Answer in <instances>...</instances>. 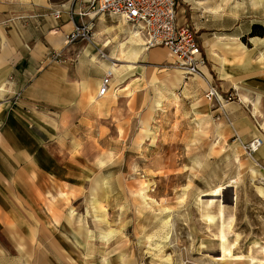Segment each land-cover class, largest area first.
Instances as JSON below:
<instances>
[{
  "label": "rangeland",
  "instance_id": "rangeland-1",
  "mask_svg": "<svg viewBox=\"0 0 264 264\" xmlns=\"http://www.w3.org/2000/svg\"><path fill=\"white\" fill-rule=\"evenodd\" d=\"M236 1L242 7L234 10L229 6L217 16L216 24L223 31L236 23V32L243 34L240 42L245 48L253 44L254 48L264 50V0H259L258 7H253L249 0ZM218 2L209 1L212 6ZM56 12L42 14L57 19ZM76 12L81 21L94 14L87 9ZM36 19L37 29L45 20L39 15ZM97 19L95 15L91 20V35ZM114 24L117 22L105 19V25ZM253 25L260 27L254 39L250 36ZM225 34L228 32L220 33ZM109 37L114 38V43L123 40L116 32ZM44 43L47 49L35 63V79L42 80L53 69L58 75L68 72L72 79L70 67L77 65V52L84 43H74L78 45L76 51L65 41L55 51L48 49L47 41ZM147 50L156 54L137 63L136 68L132 65L135 61L129 64L133 72L115 88L116 96L111 97L109 107L98 111L83 109L62 124L58 116L64 114L66 107L62 101L68 97L63 89L44 87L34 94L21 91L23 97L7 104L13 118H0V264H104L103 258L106 264H161L169 256L170 264H204L203 252L217 254L215 241H201V233L198 240L193 239L192 231L198 223L203 227V215L213 225L215 216L208 212L213 202L222 198L223 192L231 201L238 192L244 194L248 204L259 202L251 193L264 187V180L250 177L251 168L258 167L241 148L249 140H243L239 133L232 136L229 129L230 134L217 146H227L226 154L208 158L205 150L214 139L198 143L194 136L203 116L212 130L225 121L222 113L228 109L229 102L217 105L205 98L207 81L224 98L228 92L233 93L231 102H237L234 88L221 91L220 83L226 81L207 60L205 69L209 75L203 73L206 87H197L192 77H184L187 95L180 89L175 98L166 95L159 108L148 110L146 103L154 96L148 88L151 77H159L162 70L174 66L167 63L171 56L167 49ZM101 52L109 54L107 48ZM87 62L85 59L83 66L89 67L90 72L105 75ZM158 77H154V83L159 81ZM191 86L197 90L195 94L190 92ZM196 99L206 104L204 111L197 105L191 111ZM196 108L201 112H196ZM145 117L147 133L145 129L139 131ZM50 129L56 132L52 139L48 135ZM234 141L240 146L237 162L230 160L235 155ZM108 153L112 154V161L99 171L94 161ZM12 177L17 179L16 183ZM96 183H100L99 190L93 187ZM48 192L55 196L63 192L66 197L62 198L61 193V199L55 203L51 198L49 201ZM93 197L102 201L100 219L91 203ZM20 200L28 205L18 203ZM6 219L12 221L13 227L8 226ZM103 233L111 234L108 243L101 240ZM211 233L217 236L214 230ZM225 237L229 242V234Z\"/></svg>",
  "mask_w": 264,
  "mask_h": 264
},
{
  "label": "crops",
  "instance_id": "crops-1",
  "mask_svg": "<svg viewBox=\"0 0 264 264\" xmlns=\"http://www.w3.org/2000/svg\"><path fill=\"white\" fill-rule=\"evenodd\" d=\"M88 1L0 0L1 119L13 118V114L8 112L7 104L11 105L13 99L18 100L23 97L20 94L21 91L34 94L36 90L44 89V87H53L54 90L63 89L68 94L67 99L62 101L66 110L61 117L58 116L62 124L67 121L71 114L83 109L98 111L109 107L112 103L111 97L116 96L114 94L116 92L115 88L133 72L132 69H129V64L133 61H118L117 56L121 54V51L128 55L138 54V59L134 60L135 62L132 64L134 68H136L137 63L144 62L150 56L156 54L155 51L152 54L147 53L148 50L145 49L146 40L135 25L118 17L97 15L96 29H94L91 37L93 44L84 43L77 52L79 54V56L78 54L76 56L77 65L70 67L73 78L70 79L66 71L58 75L57 70L53 69L42 80L35 79L34 67L35 63L40 60L39 57L45 53L44 42L47 41V44H49L48 49L55 51L65 41V36L71 32L73 24L92 22L91 20L95 15L90 14V19L83 18L82 21L76 17V10L85 11ZM209 1L211 0H180L177 15L179 25L187 24L197 31L198 42L208 63H213L218 68L221 79L226 81L220 83L221 91L226 92L234 88L235 99L237 100V102L226 104L228 109L227 111L225 109L222 113V119H225V121L213 126L212 130H209L211 124L207 121V117H202L201 127L195 131L194 136L198 143L203 139H214V143H209L205 150L208 158L214 155L222 156L226 154L227 146H217L221 139L230 134L229 129H231L232 136L239 133L243 140H250L256 136L264 141V50L260 51L254 48L253 44L251 48H245L244 44L240 42L243 34L236 32V23L223 31L216 24L218 22L217 16L225 13L229 6L232 5L235 10L242 7V3L234 2V0H220L212 6ZM249 2L253 7H258L260 3L259 0H249ZM58 10L61 13L57 19L42 14L48 12L52 15V12ZM38 15L43 16L45 23L40 24L36 29V16ZM106 18L117 22V24L105 25ZM253 23L252 21L250 25ZM220 31L228 32V34L220 35ZM114 32L117 33L118 37L123 36V40L114 43V38L109 37ZM76 46L78 45L73 44L72 50L76 51ZM97 48L99 50L107 48L109 54L106 56L108 58H102ZM251 56L255 59H252ZM85 59L89 62H87L88 64L96 66L105 75L108 70L113 71L114 76L111 85L104 97H98L102 79L100 76L102 74L92 73L89 67L83 66ZM173 61V57L169 56L167 58V63H173ZM25 65L26 71L24 70ZM227 69L233 70L235 76L229 74ZM236 71L242 72L238 74ZM161 72L163 74L159 77L153 75L148 84L151 95H154L146 103L148 110L159 108L161 98L166 95L175 98L177 96L176 91L180 89H182V93L188 94L187 82L184 81V76L180 70L169 68ZM202 72L206 76L209 75L205 68H202ZM154 77H158L159 81L154 83ZM191 80L195 82L194 85L197 87H206L205 79L202 76L192 77ZM224 85L228 87L225 90ZM196 91L191 86L190 92L195 94ZM32 101L35 102V97L32 98ZM195 105L203 108V111L206 107V104L196 99L191 104L192 112ZM195 111L201 112L199 108H196ZM218 120L220 121L221 118H218ZM141 124L139 131L148 126L146 117L141 120ZM208 125L210 126L207 127ZM144 131L148 132L147 129ZM55 133V130L50 129L49 138L52 139ZM233 144L232 152L234 151L235 155L233 153L234 157L230 160L237 162L239 161L240 146L235 141ZM232 155L230 156L232 157ZM111 158V153L103 154L95 159L94 166L100 171V162H105L104 166H106V164L111 163L109 162L112 161ZM252 161L256 163L258 168H251L249 171L250 177L264 180V144ZM29 177L31 180L32 175ZM12 179L16 183L17 179L13 177ZM247 182L249 183L248 180ZM93 187L99 190L100 183L94 184ZM61 193L63 192H58L55 196L48 192L49 201L51 198L56 203V200L61 199V197L65 198V193L59 197ZM251 194L259 201L258 203L248 204L244 194L237 192L232 204L231 197L223 192L222 198L218 197L208 211L209 214L215 216V224L212 225V220L205 219L203 215V227L198 223L197 228L193 229V239L198 240L201 233L203 234L201 241H209L207 243H215L216 245L214 247L217 249L216 255L203 252L204 264H264V187H259L257 193L254 191ZM91 201L94 211L99 214L97 219H100L102 201L98 197H93ZM21 202L25 203L24 200H20L18 203L22 204ZM24 205L28 204L25 203ZM49 208L50 205L47 209ZM6 221L8 226L13 227L11 220L6 219ZM213 230L217 232V236L211 233ZM226 233L230 236L229 242L225 237ZM86 237L89 239L90 232L87 231ZM109 241L110 239H108ZM198 246L202 249L201 244H198Z\"/></svg>",
  "mask_w": 264,
  "mask_h": 264
},
{
  "label": "built area",
  "instance_id": "built-area-1",
  "mask_svg": "<svg viewBox=\"0 0 264 264\" xmlns=\"http://www.w3.org/2000/svg\"><path fill=\"white\" fill-rule=\"evenodd\" d=\"M179 0H89L87 10L93 15H107L126 20L139 28L146 40V48L163 47L174 58L176 67L185 78L195 75L204 76L202 68L207 65V58L198 42L197 31L191 26L179 25L177 22ZM59 18V13H55ZM91 22L73 24L70 33L65 36L66 45L86 43L91 40ZM111 83V75L106 74L101 79L98 97H104ZM204 96L217 105L221 102H231L234 95L228 92L224 98L218 88L208 82ZM260 137H254L243 143L242 149L247 158L253 159L256 152L263 146Z\"/></svg>",
  "mask_w": 264,
  "mask_h": 264
},
{
  "label": "bare ground",
  "instance_id": "bare-ground-1",
  "mask_svg": "<svg viewBox=\"0 0 264 264\" xmlns=\"http://www.w3.org/2000/svg\"><path fill=\"white\" fill-rule=\"evenodd\" d=\"M92 37V36H91ZM88 43L89 44H93V42H92V40H89L88 41ZM98 49V48H97ZM145 49L147 50V48H146V43H145ZM99 50V49H98ZM99 54H100V56L102 57V58H108L106 55H103L102 54V52H101V50H99ZM118 57V61L119 62H125V61H134V60H137L138 59V54H131V55H128V54H125V53H123V51H121V54L120 55H118L117 56ZM170 65H172V66H174V67H171V68H176V69H178L175 65H174V62L173 63H170ZM115 68H116V66H114ZM114 68V69H115ZM179 70V69H178ZM106 74H110L111 75V82H112V79H113V76H114V74H113V71L112 70H108L107 72H106ZM194 77H200V75H195ZM120 79H122V78H120ZM110 85H111V83H110ZM109 90V89H108ZM263 140V139H262ZM263 143H264V141H263ZM109 160V159H108ZM107 160V161H108ZM111 160V159H110ZM101 161V160H100ZM109 162H111V161H109ZM104 163L105 162H100V166H99V169H101L103 166H104ZM107 163V162H106ZM197 165H201V162H200V160H197ZM143 194V193H142ZM141 194V195H142ZM143 199H144V197H142ZM69 219H71V216L69 217ZM99 219V218H98ZM111 237V234H108V233H103V235H102V241L103 242H105V243H108V239ZM103 263L104 264H106V258H103ZM170 261H171V258H170V256L168 257V259H166L163 263H161V264H170Z\"/></svg>",
  "mask_w": 264,
  "mask_h": 264
},
{
  "label": "trees",
  "instance_id": "trees-1",
  "mask_svg": "<svg viewBox=\"0 0 264 264\" xmlns=\"http://www.w3.org/2000/svg\"><path fill=\"white\" fill-rule=\"evenodd\" d=\"M258 28H260L258 25H253V26H252V30H251V32H250V36H251V37L257 35V34H256V30H257Z\"/></svg>",
  "mask_w": 264,
  "mask_h": 264
},
{
  "label": "water",
  "instance_id": "water-1",
  "mask_svg": "<svg viewBox=\"0 0 264 264\" xmlns=\"http://www.w3.org/2000/svg\"><path fill=\"white\" fill-rule=\"evenodd\" d=\"M234 201H231V203L233 204Z\"/></svg>",
  "mask_w": 264,
  "mask_h": 264
}]
</instances>
